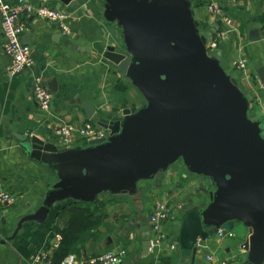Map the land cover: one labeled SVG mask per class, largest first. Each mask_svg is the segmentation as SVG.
<instances>
[{"label": "crops", "instance_id": "1", "mask_svg": "<svg viewBox=\"0 0 264 264\" xmlns=\"http://www.w3.org/2000/svg\"><path fill=\"white\" fill-rule=\"evenodd\" d=\"M5 1L15 4L18 0ZM26 1L35 7L47 6L73 15L69 19L68 35L45 20L23 17L26 29L21 42L31 48L33 66L12 78L6 76L9 60L2 52L0 29V189L16 198L12 207L0 209V240L11 237L23 217L37 212L51 197L64 194L65 187L72 186L66 181H73L67 173L73 166L62 164L55 168L52 164L28 158L22 153L17 136H36L46 144L61 147L53 135L60 125L79 126L88 120L96 124L98 118L124 122L147 107L144 94L133 81L92 49L95 43H101L125 53L118 22L105 19L104 0H77L79 4L75 8L59 0ZM125 1L137 10L147 12L138 13V16L155 14L165 20L184 15L188 31L199 40L204 38L206 52L210 56H215L218 51L221 53L219 66L248 100L247 117L258 123L259 136L264 141V90L255 74L258 68L264 67V0L235 3L228 0ZM211 2L220 9V16L208 10ZM225 18L231 21L230 25L225 24ZM212 44H215L213 49ZM243 58L248 62L247 74L236 69V63ZM35 77L43 78L52 95L51 109L47 113L41 112L34 100L32 85ZM84 102L95 110L93 119L85 115ZM102 130L106 138L110 136V130ZM91 141H79L68 149L91 148ZM61 169L64 173L59 172ZM137 188L134 195L102 191L91 202L70 197L51 201L44 222H24L15 238L0 246V264H30L34 256L43 252L49 255V264H61L63 259L57 255L62 232L69 233L72 240L74 238L69 255L80 261L105 251L125 248L127 254L120 264L246 262L249 252L244 249V244L251 235L243 221H236L228 236L219 238L217 232L205 240L198 239L194 262L181 255L178 246L180 212L183 214V207L195 202L196 197L203 200L204 206L208 205L209 194L214 191L210 180L201 174L189 173L181 158L165 171L155 174L153 179L137 182ZM159 201L170 205V214L176 219L162 223L168 236L157 246L151 244L153 237L148 217ZM71 209L91 213L90 219H84L87 230L90 229L86 235L79 232ZM147 240L150 247L144 251L143 244ZM172 244L176 249L171 250ZM208 256L211 260H207ZM260 264H264V259Z\"/></svg>", "mask_w": 264, "mask_h": 264}, {"label": "water", "instance_id": "2", "mask_svg": "<svg viewBox=\"0 0 264 264\" xmlns=\"http://www.w3.org/2000/svg\"><path fill=\"white\" fill-rule=\"evenodd\" d=\"M59 1L70 8L79 4ZM104 2L105 19L117 21L122 30L125 53L101 43L92 49L133 81L147 107L124 122L98 118L96 125L111 134L89 142L91 148L65 149L36 136H17L28 158L55 168L73 166L67 173L75 182L67 180L72 186L65 187L64 194L23 217L0 246L13 240L24 222H44L51 201L70 197L91 202L102 191L134 195L137 182L153 179L181 158L189 173L208 178L214 189L208 205L196 197L180 212L181 255L194 262L198 239L205 240L218 229L228 234L236 221H243L251 235L244 244L249 255L243 264H260L264 259V141L258 123L247 117L248 100L219 66L221 53L206 52L204 38L199 40L188 31L184 15L163 20L125 0ZM255 74L264 90V67ZM82 105L85 115L93 119L95 110L88 102ZM149 247L147 240L144 251Z\"/></svg>", "mask_w": 264, "mask_h": 264}, {"label": "built area", "instance_id": "3", "mask_svg": "<svg viewBox=\"0 0 264 264\" xmlns=\"http://www.w3.org/2000/svg\"><path fill=\"white\" fill-rule=\"evenodd\" d=\"M230 2H238L240 0H228ZM208 10L220 16V9L214 4L208 5ZM72 12L50 8L47 6H32L26 0H18L15 4L0 0V29L3 35L2 52L8 58L9 64L6 69L8 78L16 77L25 70H30L33 66V58L31 48L21 42V35L25 31L23 17L31 16L40 20H45L54 24L64 35L70 33L69 19ZM225 24L230 25L229 19H224ZM215 44L211 45L213 49ZM236 69L242 74L248 72V62L246 59H240L236 63ZM32 93L35 102L41 112L47 113L51 109L52 95L46 87L42 77L33 78ZM53 135L58 144L65 149L76 145L79 141H90L105 138V132L92 121L88 120L82 125L74 126L71 124L60 125L54 129ZM16 202V198L12 193L0 189V209L12 207ZM170 205L167 202H156L154 209L148 217V227L152 235L151 244L159 246L166 241L168 233L162 229L163 222H175V216L170 214ZM230 234H225L220 229L218 237L222 238ZM60 238V237H59ZM1 239V236H0ZM61 239V238H60ZM171 250L176 249L172 244ZM127 250L125 248H117L105 251L84 260H77L74 255L66 256L61 264H120L126 257ZM207 260H211L208 256ZM49 255L43 252L31 259L30 264H49Z\"/></svg>", "mask_w": 264, "mask_h": 264}, {"label": "trees", "instance_id": "4", "mask_svg": "<svg viewBox=\"0 0 264 264\" xmlns=\"http://www.w3.org/2000/svg\"><path fill=\"white\" fill-rule=\"evenodd\" d=\"M72 211V214H71V217L74 218V222H77V224L79 225L80 227V233H82L81 235H86L85 232H89V230H87V226H86V222H85V218H88L90 219V215L91 213H86L84 210H81L80 212L79 211H76V210H73L71 209ZM88 222V225H89V221ZM61 237V241H60V245L58 247V255L57 256H61V260L64 259L67 255L70 254L73 246H74V238L73 240L70 238V234L69 233H65V232H62V235H60ZM70 249V250H69Z\"/></svg>", "mask_w": 264, "mask_h": 264}, {"label": "rangeland", "instance_id": "5", "mask_svg": "<svg viewBox=\"0 0 264 264\" xmlns=\"http://www.w3.org/2000/svg\"><path fill=\"white\" fill-rule=\"evenodd\" d=\"M263 136H264V134H263Z\"/></svg>", "mask_w": 264, "mask_h": 264}]
</instances>
